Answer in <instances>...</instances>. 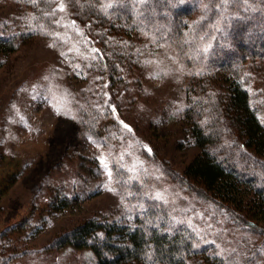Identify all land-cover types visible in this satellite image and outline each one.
I'll use <instances>...</instances> for the list:
<instances>
[{"label": "rangeland", "instance_id": "obj_1", "mask_svg": "<svg viewBox=\"0 0 264 264\" xmlns=\"http://www.w3.org/2000/svg\"><path fill=\"white\" fill-rule=\"evenodd\" d=\"M56 4L64 8L58 33L73 37L79 32L71 10L65 0ZM29 12L0 0V30L20 29ZM65 38L37 34L11 54H0V264H99L90 249L45 247L90 217L130 219L136 206L130 199L141 181L164 204L188 208L194 226L213 236L206 252H240L248 238L250 252L262 246L251 264H264V238L233 230L217 214L205 215L200 200L176 180L199 150L184 110L188 82L201 68L174 43L133 34L142 66L128 70L127 84L110 88L115 96L107 90L97 96L111 80L107 74L94 79L85 69L80 74L74 66L80 57L70 60ZM211 71L215 87L231 76L217 67ZM239 73L264 126V59L248 57ZM109 97L116 108L111 114ZM129 178L132 183L124 184ZM64 195V208L49 207L52 198Z\"/></svg>", "mask_w": 264, "mask_h": 264}, {"label": "trees", "instance_id": "obj_2", "mask_svg": "<svg viewBox=\"0 0 264 264\" xmlns=\"http://www.w3.org/2000/svg\"><path fill=\"white\" fill-rule=\"evenodd\" d=\"M13 1L30 12L20 29L1 28L0 54H11L17 44L37 34L57 41L65 35V43L70 40V60L80 57L74 65L80 74L85 69L94 79L107 74L111 80L109 89L98 88L97 96L104 90L115 96L110 88L127 84L128 70L142 66L141 48L131 44L133 34L177 45L182 57L201 69L188 82L184 110L199 150L176 180L200 200L205 215L215 219L217 214L233 230L264 238V126L239 73L248 57L264 59V0H234L222 10L217 7L219 0H153L147 6L135 0H65L80 33L73 37L58 33L62 22L56 0ZM214 25L221 31H215ZM121 35L125 38L117 37ZM208 44L211 47L205 52ZM214 67L231 75L226 85H212ZM109 99L106 108L115 113ZM131 183L129 178L124 184ZM138 189L130 199L136 203L130 219L90 217L55 235L45 249H90L99 264H251L257 260L262 246L250 252L248 238L241 242L243 251L206 252L204 245L213 236L201 227L198 230L196 222L194 226L188 208L164 204L147 191L144 181ZM65 197L52 198L49 207L64 208Z\"/></svg>", "mask_w": 264, "mask_h": 264}, {"label": "snow or ice", "instance_id": "obj_3", "mask_svg": "<svg viewBox=\"0 0 264 264\" xmlns=\"http://www.w3.org/2000/svg\"><path fill=\"white\" fill-rule=\"evenodd\" d=\"M152 2H153V0H135L136 4H139L142 6H147L148 4H150ZM202 2H203V0H202ZM232 2H234V0H219L217 7L222 10V9H224L225 6H230V4ZM245 2H247V0H245ZM134 6H135V4H134ZM111 7H113V5L109 4V8H111ZM205 10L207 11V5L205 6ZM59 11H61V12L64 11L63 5H61ZM141 15L142 16L146 15L143 12V9H141ZM221 19H224L222 12H221ZM213 27L215 28V31H217V32L221 31V29L219 27H215V25ZM211 38L215 39L216 37L212 36ZM201 39H203V37H201ZM210 47H211V44H208L207 47L204 48V51L207 52ZM93 51H95V50H93ZM125 127H127V125H125ZM101 163H103V161H101ZM104 167H105V169H107L108 165L104 164ZM109 177H111V173H109ZM157 198H159V197H157Z\"/></svg>", "mask_w": 264, "mask_h": 264}]
</instances>
